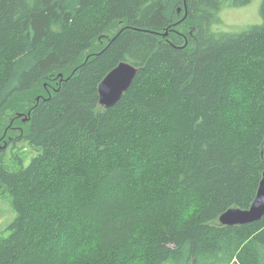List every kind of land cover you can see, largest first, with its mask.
Masks as SVG:
<instances>
[{"label": "trees", "instance_id": "1", "mask_svg": "<svg viewBox=\"0 0 264 264\" xmlns=\"http://www.w3.org/2000/svg\"><path fill=\"white\" fill-rule=\"evenodd\" d=\"M249 1L0 0V264H264V215L218 220L264 172V0L213 29ZM120 62L140 69L104 108Z\"/></svg>", "mask_w": 264, "mask_h": 264}, {"label": "rangeland", "instance_id": "2", "mask_svg": "<svg viewBox=\"0 0 264 264\" xmlns=\"http://www.w3.org/2000/svg\"><path fill=\"white\" fill-rule=\"evenodd\" d=\"M261 4L262 0H250L248 3L238 6L228 4L224 5L218 14L220 23L214 25L213 29L215 31L239 33L247 29L248 27L260 24L262 22L260 15ZM113 31L114 29L111 31V33ZM11 116L13 117L12 112H8L7 114H5V121L2 123V125L5 126V124L10 122L9 126L14 123L15 127H20L21 125L18 122L14 121L16 115L13 119L10 118V120L9 117ZM2 130L3 128L0 127V134ZM3 134L5 136L8 135L9 140L12 139L13 143H16L15 145L17 147H14V153H19L26 160L34 154V151L25 142L17 138L19 135V129L14 128L9 131L8 134H6V131H4ZM1 146L3 148V142L2 144H0V147ZM10 147L11 146L8 143L3 149V156L6 157H3L0 154V160H2L3 162H6V158L10 157ZM12 218L13 213L9 205L8 198L5 195H0V232L4 229V227L9 223Z\"/></svg>", "mask_w": 264, "mask_h": 264}, {"label": "water", "instance_id": "3", "mask_svg": "<svg viewBox=\"0 0 264 264\" xmlns=\"http://www.w3.org/2000/svg\"><path fill=\"white\" fill-rule=\"evenodd\" d=\"M139 69L128 62H120L111 69L98 86L99 104L104 108L114 106L128 90ZM16 116L22 117L23 121L30 117L29 113L28 115L18 113ZM263 215L264 172L251 206L248 209L230 208L222 213L218 220L223 225H239L260 220Z\"/></svg>", "mask_w": 264, "mask_h": 264}]
</instances>
